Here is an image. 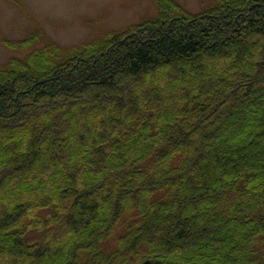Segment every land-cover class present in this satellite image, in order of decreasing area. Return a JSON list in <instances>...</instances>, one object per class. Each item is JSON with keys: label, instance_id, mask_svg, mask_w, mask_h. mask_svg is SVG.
Returning <instances> with one entry per match:
<instances>
[{"label": "trees", "instance_id": "1", "mask_svg": "<svg viewBox=\"0 0 264 264\" xmlns=\"http://www.w3.org/2000/svg\"><path fill=\"white\" fill-rule=\"evenodd\" d=\"M153 1L0 68V264L260 262L264 0Z\"/></svg>", "mask_w": 264, "mask_h": 264}, {"label": "rangeland", "instance_id": "2", "mask_svg": "<svg viewBox=\"0 0 264 264\" xmlns=\"http://www.w3.org/2000/svg\"><path fill=\"white\" fill-rule=\"evenodd\" d=\"M180 2L199 13L207 0ZM156 14L153 0H0V68L35 48H74L110 32L123 33ZM33 33L39 38L27 48L11 47ZM257 264H264V253Z\"/></svg>", "mask_w": 264, "mask_h": 264}]
</instances>
